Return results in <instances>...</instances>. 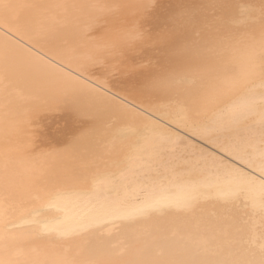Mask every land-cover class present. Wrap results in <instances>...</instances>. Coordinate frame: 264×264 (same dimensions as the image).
<instances>
[{"label":"snow or ice","instance_id":"6c2138e0","mask_svg":"<svg viewBox=\"0 0 264 264\" xmlns=\"http://www.w3.org/2000/svg\"><path fill=\"white\" fill-rule=\"evenodd\" d=\"M0 264H264V0H0Z\"/></svg>","mask_w":264,"mask_h":264}]
</instances>
